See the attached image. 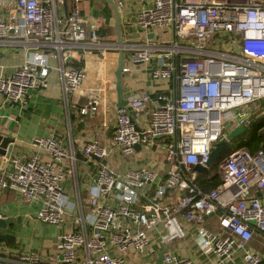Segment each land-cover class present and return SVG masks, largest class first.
<instances>
[{"label": "built area", "instance_id": "built-area-1", "mask_svg": "<svg viewBox=\"0 0 264 264\" xmlns=\"http://www.w3.org/2000/svg\"><path fill=\"white\" fill-rule=\"evenodd\" d=\"M83 1L67 0L66 15L59 12L64 0H0V6L9 3L0 19V42L23 40L33 48L14 71L0 75L3 102L24 107L29 90L45 88L50 59L59 62L63 95L81 85L84 69L65 67L66 48L99 45L97 24L81 14ZM128 24L135 30L172 32L166 44L148 38L130 46L127 57L131 65L154 62L151 77L170 87L152 96L134 95L117 107L112 139L128 157L136 145L159 144L164 166L129 167L118 174L101 164L105 145L90 139L82 153L101 164L90 191L92 221L81 218L80 229L60 233L50 257L20 250L0 255V264H127L130 252L156 264L160 250L163 264H192L171 250L186 234L183 222L194 224L197 247L211 248L215 264H264V253L249 245L254 236L264 239V150L233 149L215 159L212 174H205L217 143L237 125L246 127L260 103L264 110V0H153ZM121 70L130 67L122 64ZM145 108L148 118L141 122L136 117ZM32 143L43 145L49 159L8 158V167L0 169V189L17 191L21 200L37 205V220L59 227L66 218L61 181L71 172L66 160H74L75 153L52 138ZM195 165L207 169L198 172L205 174L202 179ZM212 176L217 185L205 188ZM101 196L115 205L101 204ZM157 226L161 230L151 238L149 231Z\"/></svg>", "mask_w": 264, "mask_h": 264}, {"label": "crops", "instance_id": "crops-1", "mask_svg": "<svg viewBox=\"0 0 264 264\" xmlns=\"http://www.w3.org/2000/svg\"><path fill=\"white\" fill-rule=\"evenodd\" d=\"M152 2L153 0H84L81 14L87 21L97 24L99 45L90 46L84 43L69 45L66 48L69 59L65 66L84 69L85 77L81 85L67 96L63 95L57 69L59 62L56 59H50L48 85L42 89L29 90L28 102L24 107L3 102L0 96V133L3 135L11 133L15 141L11 151L13 156L24 160L33 155H37L42 160L49 159L43 145L32 143L35 138L55 139L61 147L68 151L73 150L75 153L74 160H66L65 167H71V172L61 181L60 200L66 210L65 221L59 227L44 224L47 228H43V231L40 228L35 229L32 225L26 235L34 232L32 237L37 240H33L34 242L27 249L19 245L23 237L20 225L23 223L27 225L30 222L29 215L23 210V205L32 206L34 213L37 205L21 200L15 190L10 188L0 190V204L6 206L4 212L14 220L7 229L2 231L13 235L14 239L8 244L0 242L1 256L21 250L50 257L55 240L60 233L80 229L81 218L87 224L92 221L93 206L90 202V191L95 186L97 171L101 164L118 174L126 172L129 167H149L157 170L164 166V148L159 144L136 149L135 154L128 157L120 152L112 139L117 108L115 70L119 50L123 53L122 64L130 67V71L121 74L122 100L127 101L130 97L142 93L152 96L157 91L166 92L170 87V82L154 80L151 77L150 70L154 62L131 65L127 61L131 52L130 46L142 44L148 38H152L149 43L163 45L172 38L170 30L163 28L135 30L128 24L140 8L151 6ZM8 8V2L0 6V19L5 18ZM59 12L64 13V7L59 8ZM152 32L153 37H149ZM118 33L120 44H117ZM32 49L23 40L0 42V75L14 71L23 62L27 51ZM257 110L260 112L256 118L264 113L263 106L260 109L257 107ZM148 111L149 109L145 108L136 119L141 122L146 121ZM93 138H98L108 152L101 164L98 159H87L82 153L85 143ZM98 201L105 205H115L113 200L105 196L99 197ZM183 224L186 234L173 242L171 247L173 255L188 257L192 264H215L218 257L211 248L201 250L197 247L194 239V224L186 222ZM160 230L161 226L150 230V237H155ZM23 242L26 240L24 239ZM249 245L254 250L264 253L263 238L254 236ZM236 259V262L240 261V253ZM127 264L150 263L147 258L130 252Z\"/></svg>", "mask_w": 264, "mask_h": 264}, {"label": "water", "instance_id": "water-1", "mask_svg": "<svg viewBox=\"0 0 264 264\" xmlns=\"http://www.w3.org/2000/svg\"><path fill=\"white\" fill-rule=\"evenodd\" d=\"M63 5H64L65 14L67 15V0H64ZM153 34H154L153 32L150 33L149 37L151 36L153 37ZM120 43H121L120 34L118 33L117 44H120ZM122 62H123V53H122V50H119L117 67L115 70L117 107H120L127 103L126 100H122V87H121ZM131 115L134 116V113L131 112ZM245 129L246 128L243 124H239L235 128H233L229 133H227L226 139L221 142H218L217 145L211 150L208 161H207V165L211 167V164L215 161V159L218 158L228 148L231 140L239 137L245 131ZM14 143L15 141L12 138L11 133H8L7 135H3L2 133H0V169L6 166L8 167V163L6 161L8 158L13 157V154H11V151H12ZM139 148L140 146L136 145V149L138 150ZM194 170L197 172H205L207 169L199 165H195ZM0 194H1V191H0ZM4 210H6V206L4 204H0V242H4L8 244L14 239V236L7 232H2V231L7 229V227L10 224H12L14 220H13V217L7 216ZM219 212H220L219 210L216 211V213H219ZM163 253H164V250H160L158 252V256L156 258V264H163Z\"/></svg>", "mask_w": 264, "mask_h": 264}, {"label": "trees", "instance_id": "trees-1", "mask_svg": "<svg viewBox=\"0 0 264 264\" xmlns=\"http://www.w3.org/2000/svg\"><path fill=\"white\" fill-rule=\"evenodd\" d=\"M258 108H262L261 103L259 104ZM245 128V131L239 137H237L236 145L232 148H229L228 146V148L221 154L222 156L228 154L233 149L240 147L246 148L251 153H255L258 150H264V113L253 119L251 116ZM218 158H220V156ZM215 164L216 161L211 167H215ZM208 180L209 183L204 184L205 188L213 187L218 183L216 176H212Z\"/></svg>", "mask_w": 264, "mask_h": 264}, {"label": "rangeland", "instance_id": "rangeland-1", "mask_svg": "<svg viewBox=\"0 0 264 264\" xmlns=\"http://www.w3.org/2000/svg\"><path fill=\"white\" fill-rule=\"evenodd\" d=\"M260 111L257 110V111H254L253 112V115H252V119L253 118H256V116L258 115ZM236 142H237V138L231 140V142L229 143V148H232L236 145ZM215 171V167H211L209 171H207L205 174H212L213 172ZM198 174V178L199 179H202V177H204L205 174ZM23 210L27 213V215H29V223H27V225H20V228L22 229V235L23 237H21V242L19 243V245L21 247H24L25 249H27V247H29L30 244H32V242L36 241L37 239L36 238H33L32 235H34V232H31V234H27L26 235V232H28V230L33 226H35V229H38L40 228L41 231H43V228H47L45 227L46 225L40 223L37 219H34L32 217H35V213H34V209L32 206H27L26 204L23 205ZM34 231H37V230H34ZM24 239L26 240V242H23ZM34 240V241H33Z\"/></svg>", "mask_w": 264, "mask_h": 264}]
</instances>
